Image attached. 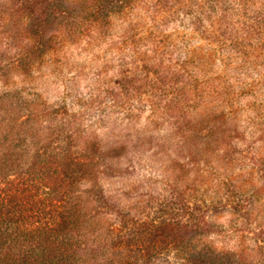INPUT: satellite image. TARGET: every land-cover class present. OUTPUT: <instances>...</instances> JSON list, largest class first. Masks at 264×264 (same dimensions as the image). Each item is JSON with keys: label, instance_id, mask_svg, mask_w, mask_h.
<instances>
[{"label": "rangeland", "instance_id": "rangeland-1", "mask_svg": "<svg viewBox=\"0 0 264 264\" xmlns=\"http://www.w3.org/2000/svg\"><path fill=\"white\" fill-rule=\"evenodd\" d=\"M110 1L0 0V188L19 196L22 210L48 205L49 192L38 183L47 174L52 187L60 183L56 168L63 172L54 156L61 147L81 148L93 136L111 147L113 136L151 135L152 106L157 116L160 105L178 103L169 116H181L178 128L187 126L183 115L205 114L221 117L227 126L225 137L213 134L208 153L202 148L206 139L194 152L201 224L183 240L197 245L203 264H242L229 259L227 249L238 245L246 253L255 243L248 237L253 231L227 205V182L236 175L247 178L241 171L254 157L244 148L264 121V0H132L123 11L100 13ZM136 68L138 81L132 76ZM209 77L206 94L214 101L205 103L199 89L190 101L198 107H188L183 91L193 96V86ZM214 84L230 95L220 96ZM131 111L135 117L121 123ZM234 130L236 137L229 139ZM137 150L144 164L100 174V187L83 174L68 192L80 207L93 200L94 208L97 196L115 192L121 176L130 192L132 186L137 192L146 187L162 199L164 177L180 171L168 167L177 154ZM71 178L69 172L70 183ZM247 255L241 258L262 264L256 254Z\"/></svg>", "mask_w": 264, "mask_h": 264}, {"label": "trees", "instance_id": "trees-1", "mask_svg": "<svg viewBox=\"0 0 264 264\" xmlns=\"http://www.w3.org/2000/svg\"><path fill=\"white\" fill-rule=\"evenodd\" d=\"M131 2L132 0H112L101 8L100 13L123 11ZM185 72L194 81L200 79L193 70ZM133 75V80L138 81L137 77L141 75L139 69L136 68ZM210 81L211 77L199 81L198 86L194 85L193 96L187 90L183 91L181 95L190 103L188 107H198V102L190 101L198 97L199 89L205 92V103L214 101L213 96L208 99L209 93L206 94L212 86ZM215 85L220 96L230 95L227 88L220 91L223 88L219 84ZM181 102L182 100L179 101ZM174 104L166 102L160 105L163 112L157 116L156 106H152L151 135L147 132L142 138L137 134L129 135L128 138L113 136L109 140L111 147H103L93 136L83 141L84 146L81 148L61 147L58 157L54 156L63 172L59 173L56 168L61 178L60 183H55L52 187L46 177L48 174L40 178L42 184L38 183V186L49 192L48 205L43 202L39 209L22 210L23 203L18 200L19 196L0 188V264H203L202 252L197 251V245L184 241V237L193 233L201 224V205L197 196V184L194 182L197 178L193 171L198 161L195 160L194 152L200 149V143L205 139V146L202 148H207V152L208 143L215 142L212 140L215 133L225 137L226 120L214 117L213 114L198 118L183 115L187 126L181 124L178 128L181 116H177V120L169 118L174 107L179 105ZM183 107L186 112V106ZM164 113L169 115H162ZM134 117V111L127 112L121 123L127 120L129 124ZM228 117L232 119V116ZM260 125L261 132H254L244 148L250 150L254 157L250 167L244 164L241 171L246 173L247 178L243 180L241 174L232 176L227 182V205H234L235 211L232 213H239L246 229L253 231L248 237L254 240V245L247 247L246 253L240 248L244 255L238 254V245L227 249V254L230 255L228 258L237 259L242 264L245 258L242 259L241 256H249V253L256 254L255 257L264 264V121ZM206 128L208 131L204 132ZM235 133L234 130V134L228 138L236 137ZM140 143H144L143 147L138 146ZM137 149H149L152 151L151 155L157 156L163 155L166 150L172 153V157L174 153L177 154L176 160L168 159V167L174 166L180 171L176 175L164 177L166 191L162 199L146 187L137 192L136 187L132 186L133 191L130 192L123 177L118 176L120 184L114 193L97 196V206L94 208H89V205L94 204L93 200L85 201L80 207L77 197L68 192L79 176L89 175L98 185L100 174L116 169L121 171L123 168L125 172H129L135 168L136 163H145L142 156L144 154ZM40 154L43 155V150ZM57 172L54 171V174ZM69 172L71 183L66 179ZM188 176L193 177V181H187ZM245 182L249 183V187H244ZM40 201L42 200L37 202ZM201 217L204 224H207L203 212ZM8 248L18 250V255L9 253ZM245 260L247 264H256V260Z\"/></svg>", "mask_w": 264, "mask_h": 264}]
</instances>
